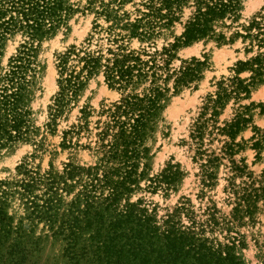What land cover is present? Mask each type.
<instances>
[{
	"label": "trees",
	"instance_id": "16d2710c",
	"mask_svg": "<svg viewBox=\"0 0 264 264\" xmlns=\"http://www.w3.org/2000/svg\"><path fill=\"white\" fill-rule=\"evenodd\" d=\"M124 1L130 0H99V10L94 11L105 19L111 17L104 31L112 46L104 51L98 46L90 49L87 38L85 46L70 45L56 56L57 90L49 106L48 127L92 75L100 72L106 85L119 93L118 99L102 111L104 119L94 122L95 161L87 166L66 163L60 173L23 169L18 181L0 180V264H35L41 239L34 235L38 223L62 243L61 261L53 264H243L233 252L232 241L214 242L204 236V231L229 221L251 220L258 209L264 210V169L254 175L242 158H233L246 145L245 140L236 137L250 122L248 112L254 104H238L231 118L220 122L216 119L228 98H247L250 87L264 77V5L240 25L242 33L234 32L247 40L245 52L256 48L247 59L236 62L235 73L248 71L247 80L234 75L226 82L217 81L187 135L201 185H212L214 167L220 159H227L229 175L223 191L231 205L230 220L223 217L219 221L211 201L201 210V219L185 199L157 221L140 199L130 201L129 194L145 175V162L141 169L138 166L147 158L145 141L168 90L166 82L171 80L173 91L187 87L200 78L204 64L192 56L173 68V50L202 38L223 43L225 36L217 29L228 27L225 21L236 18L240 0H139L134 17L129 19L127 13H122L124 21L117 23L119 18L112 14L116 9L109 5L118 6ZM183 7L190 8L189 14L182 22L181 33L169 46L147 51L124 44L131 38L148 42L160 27L177 21ZM71 11L65 0H0V45L6 33L19 32L23 37L8 57L6 70L0 73V150L29 141L34 135L36 127L31 123L27 103L36 67L35 42L52 33ZM96 26L94 23L92 27ZM116 26L124 33L115 31ZM69 59L74 62L69 64ZM256 105L263 113L264 105ZM85 115L81 110L80 118L84 120L75 125L76 130L62 131V145L68 131L78 133L86 127ZM252 131L248 141L258 158L262 137L256 127ZM213 140L219 143L218 154L209 148ZM179 175L175 164H167L146 177L145 188L167 191L174 188ZM13 193L23 208L15 219L6 210L7 199ZM62 193L71 194L70 199L65 201Z\"/></svg>",
	"mask_w": 264,
	"mask_h": 264
},
{
	"label": "rangeland",
	"instance_id": "374dc122",
	"mask_svg": "<svg viewBox=\"0 0 264 264\" xmlns=\"http://www.w3.org/2000/svg\"><path fill=\"white\" fill-rule=\"evenodd\" d=\"M138 1H124L118 6L110 3L109 7L113 6L116 9L112 14L115 13L119 18L117 23L124 21L125 16L122 13H127L129 19L134 17L136 13L134 9L139 7ZM65 3L72 7L71 13L52 33L35 42L36 67L32 78L31 96L27 103L31 110V123L33 127H36L35 133L29 141L17 142L0 150L1 181H18L22 177L23 169L39 173L51 169L60 173L66 163L78 166L92 165L95 161L92 151L94 122L97 119H104L102 111L119 97L118 91L109 88L99 72L84 81L77 95L65 103L50 127L46 125L49 121V106L57 90L55 68L57 54L62 53L70 45L85 46L87 38L90 49L98 46L104 51L105 47L111 45L106 41L104 31L105 27L111 24V17L105 19L103 15H96L94 12L99 10V0H65ZM262 5L264 0H240L236 18L225 21L229 24L228 27L217 29L225 36L223 43H218L214 38H202L187 45H179L173 50L174 57L170 62L173 68H177L182 60L192 56L203 60L204 64L200 71V78L187 87L183 86L173 91L171 80L166 82L168 90L161 100V109L153 130L145 141L147 158L138 166V169H141L142 163L145 162V175L138 181L139 187L129 194L130 201L140 199L141 205L151 211L157 221L174 205L185 199H188L197 217L201 219L204 217L201 210L211 201L216 208L217 219L220 221L224 217L225 220H230L228 212L231 205L223 191L229 175L227 159H220L214 167L213 184L201 185L198 163L191 159L193 149L189 145L187 135L206 96L212 95L215 91L217 81L226 82L234 75L247 80L250 74L248 71L235 73L236 62L247 59L254 54L256 48L253 46L252 51L245 52L247 40L243 41L241 37L235 36L234 32L242 33L240 25L246 24L250 16ZM189 10L190 8L183 7L178 14L179 19L170 25L160 27L157 30L158 33L148 42H139L131 38L125 40L124 44L130 49L143 47L147 51L169 46L181 33L182 22L189 14ZM93 21L98 25L95 28L92 27ZM117 27L115 31L124 33ZM22 39L19 32L5 34L0 45V73L6 70L8 57L15 53ZM73 62L74 60L70 59L68 61L69 64ZM250 102L254 104L248 112L250 122L236 137V140L240 137L245 140L246 145L234 154L233 158L235 160L242 158L246 169L256 175L264 169V112L259 113V106L256 105L257 103L264 105V77L250 87L247 98H240L237 101L228 98L219 109L216 119L218 122L229 119L236 111L238 104L246 105ZM81 110L86 112V127L78 133L68 131L64 140L65 144L62 145V131L76 130L75 125L84 120L80 118ZM253 126L262 137L258 158L255 157L257 151L250 147L251 142L248 141L253 134ZM218 147L219 143L215 140L209 144V148H212L216 154H218ZM167 164H175L180 171L174 188L167 191H162L160 188L154 190L145 188L146 177L158 173ZM234 181L237 182L238 178ZM62 197L67 201L71 194L62 193ZM6 210L9 214H13L14 219L23 213L21 201L16 193L8 197ZM34 235H39L41 238L39 250L35 253V264L60 262L62 243L51 237L50 233L44 227L42 228L41 223L36 225ZM204 236L221 244H229V241H232L233 252L243 264H264V210L262 209H258L251 220L243 219L239 223L229 221L227 225L216 226L212 231L205 229Z\"/></svg>",
	"mask_w": 264,
	"mask_h": 264
}]
</instances>
